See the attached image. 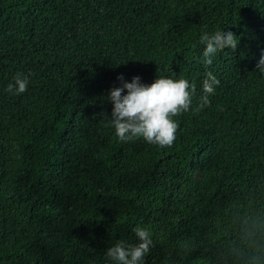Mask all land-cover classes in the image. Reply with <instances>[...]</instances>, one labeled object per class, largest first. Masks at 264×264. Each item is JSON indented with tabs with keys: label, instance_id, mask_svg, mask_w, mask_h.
Instances as JSON below:
<instances>
[{
	"label": "trees",
	"instance_id": "16d2710c",
	"mask_svg": "<svg viewBox=\"0 0 264 264\" xmlns=\"http://www.w3.org/2000/svg\"><path fill=\"white\" fill-rule=\"evenodd\" d=\"M218 30L238 45L207 65ZM262 52L264 0H0V264H116L137 227L143 264H264ZM133 77L195 84L171 147L116 137Z\"/></svg>",
	"mask_w": 264,
	"mask_h": 264
},
{
	"label": "clouds",
	"instance_id": "9594fccd",
	"mask_svg": "<svg viewBox=\"0 0 264 264\" xmlns=\"http://www.w3.org/2000/svg\"><path fill=\"white\" fill-rule=\"evenodd\" d=\"M204 45L203 62L211 65L213 58L226 47L233 51L237 48L238 38L231 31H207L200 35ZM256 68L264 74V52H262ZM117 79L123 81V76ZM14 83L7 87L9 93L20 95L27 91L28 78L17 74ZM220 81L211 73L203 81V95L200 97L198 109L209 106V97L216 91ZM195 84L183 78H156L151 84H142L139 77H133L131 82L122 83L121 87L110 91L108 99L113 107L111 126L120 142L127 143L143 139L148 144L160 147H171L176 139L178 128L173 119L183 112L189 111ZM135 235L140 241L136 245H127L123 240L117 241L106 249V255L116 264H143L149 253L152 240L147 229L137 227Z\"/></svg>",
	"mask_w": 264,
	"mask_h": 264
}]
</instances>
